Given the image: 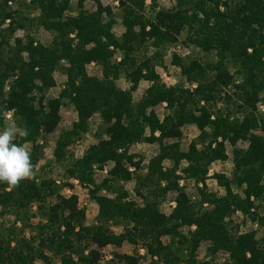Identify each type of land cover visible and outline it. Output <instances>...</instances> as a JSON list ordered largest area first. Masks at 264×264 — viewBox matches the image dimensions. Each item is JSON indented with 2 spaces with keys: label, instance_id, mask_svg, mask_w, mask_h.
I'll return each mask as SVG.
<instances>
[{
  "label": "trees",
  "instance_id": "1",
  "mask_svg": "<svg viewBox=\"0 0 264 264\" xmlns=\"http://www.w3.org/2000/svg\"><path fill=\"white\" fill-rule=\"evenodd\" d=\"M73 1L79 7L73 8ZM85 1L25 0L12 10V0H0V128L7 115L27 128L29 135L16 143L28 145L37 168L39 140L58 128L64 102L77 111V121L56 145L55 162L63 169L59 185L48 177L21 181L16 188L0 183V264H141L138 254L102 261V250L136 245L138 239L157 258L152 264H211L198 259L202 242L210 243V257L224 251L232 264H264L255 233L226 232V220L236 212L256 221L252 199L264 200V0H174L168 9L157 0L148 5L120 0L118 15L98 0L97 10H86ZM118 18L120 35L114 31ZM31 23L53 34L51 45L30 35L11 43ZM177 46L189 53H172L178 81L168 86L155 66ZM63 62L68 82L59 97L47 100ZM93 63L102 78L88 74ZM122 75L132 84L129 90L116 85ZM141 81L150 86L136 102L133 93ZM162 104L160 118L154 109ZM96 115L103 121L97 144L80 159L66 158L67 148L89 131ZM189 126L200 134L183 151ZM226 141L247 145L235 151L231 178L216 175L226 194L201 190L192 207L176 170L185 161V172L204 180L211 164L226 160ZM140 143L157 144L158 155L146 174H132L142 169L129 148ZM166 160L174 161V169L163 170ZM109 164L113 167L98 183L96 170ZM70 179L97 203L96 225L85 226V210L60 193L74 188ZM134 179L141 205L125 187ZM172 191L179 192L177 206L165 215L159 206ZM34 218L40 225L32 224ZM260 222L264 225V218ZM183 226L196 230L185 236L179 232ZM166 237L168 244L162 242Z\"/></svg>",
  "mask_w": 264,
  "mask_h": 264
},
{
  "label": "rangeland",
  "instance_id": "2",
  "mask_svg": "<svg viewBox=\"0 0 264 264\" xmlns=\"http://www.w3.org/2000/svg\"><path fill=\"white\" fill-rule=\"evenodd\" d=\"M25 0H12L10 7L12 10H17L18 5H22ZM99 3L104 6L110 7L115 15L119 14L120 0H98ZM147 5L151 3V0L146 1ZM174 0H157V4L161 9H168L173 6ZM73 8L79 7L78 2L73 1ZM83 8L89 11H95L98 9L97 0H86L83 3ZM115 33L120 35L122 33V27L120 24V19H117V25L114 29ZM27 35H30L35 39L37 43H41L45 46H49L53 42V34L45 31L43 28L37 26V24L31 23L28 25L27 30H19L16 32L13 37L10 39L11 43L15 38H21L23 40L26 39ZM74 38V35H71ZM177 51V53L181 56L188 54L183 46H177L175 48L170 49V51L166 52V55L163 61H159V63L155 66V71L161 77L163 83H166L168 86H172L176 83L177 75L172 67V53ZM185 53V54H184ZM65 62H63L56 73L54 74V78L56 80L57 86L52 89L47 95L46 99L57 98L60 96L61 91L64 89L66 83L68 82V76L63 73L62 68L65 66ZM88 74L90 76L102 78V70L96 64H91L87 67ZM116 85L122 90H129L132 86L125 76H121L119 80L116 81ZM150 84L146 81H141L137 91L133 93L134 101H140L145 94V91L148 89ZM46 101V100H45ZM165 104H162L156 107L154 110L160 116L163 117L165 113ZM261 112L264 115V106H261ZM229 112H225L227 114ZM61 121L58 128L50 135H46L39 140V145L42 146V159L39 162L36 168V178H52L59 185L61 183L60 178L63 176L62 166L55 162V150L57 142L60 136L67 131L72 129L73 124L77 121V111L74 106L66 100L64 105L60 110ZM12 120L10 115L6 117V123ZM5 123V124H6ZM103 121L99 115H96L90 120V129L89 131L82 135L81 138L75 140L73 144L70 145L66 150V158L80 159L85 156L88 149L97 144L98 129L102 126ZM200 132L194 126H189L185 129L184 140L182 142V150L187 151L190 143L199 136ZM29 148V147H28ZM247 145L243 142H238L236 145L231 144L229 141L225 142V156L226 160L221 162H215L209 166L208 173L205 176L204 180L198 181L195 178L190 177L185 169L188 166V163L183 161L178 169L176 170V175L179 176V180L177 181L179 188L184 190L191 200V206L195 207L200 200L199 193L203 190L205 193H214L219 197H223L226 192L223 187L218 184L216 179V175L225 176L228 178L232 177V173L235 167V151L238 149H246ZM30 150V148H29ZM158 145L157 144H149V143H140L135 144L129 148V153L136 157V161L140 162L141 172L135 171L132 174L142 173L146 174L148 172V166L157 155H158ZM175 163L172 160H166L162 163V168L164 171L174 169ZM113 164L107 165L103 172L96 170L97 181L100 183L103 180V176L107 175V173L111 170ZM132 171V169H131ZM70 183L74 185V188L65 187L61 190V194L68 198L73 197L77 202L79 209H84L86 212V219L84 221L85 226H93L97 224L98 217V205L97 203L89 196L87 190L83 189L80 186V183L75 179H70ZM135 185V179L130 182L129 185H125L126 189L132 195L131 198L135 199L138 205L142 204V198L138 197L136 193L133 191V187ZM142 194L145 192L142 189ZM102 195H105L106 192H102ZM179 195V192L172 191L169 192L163 202L160 204L159 209L165 215H170L174 211L177 206L176 199ZM255 203V207L252 209V213L257 216L256 221H253L250 216H245L240 212H236L229 219H227L226 223V232H230L236 235H244L248 233H255V240L264 247V225L261 224L260 219L264 218V200H256L252 199ZM206 209H210L211 206L207 204L204 205ZM197 208V207H196ZM33 211H37L36 206H33ZM41 219L34 218L32 219V224L34 226L40 225ZM116 233H122L123 228H115ZM196 230V226L187 227L183 226L179 229V232L185 236H189L190 233ZM171 238H163L162 242L165 244L170 243ZM145 242L141 239H138L136 245L124 244L123 247H114L110 246L104 250H102L103 262L110 261L115 255H140L141 264H152L153 261H157V258L153 260L146 251ZM210 243L202 242L197 250V256L200 261L206 260L211 264H232V259L229 253L224 251H219L215 255L210 257L209 254ZM250 257V255L248 256ZM36 264H43L41 261H38ZM162 264V263H160Z\"/></svg>",
  "mask_w": 264,
  "mask_h": 264
},
{
  "label": "clouds",
  "instance_id": "3",
  "mask_svg": "<svg viewBox=\"0 0 264 264\" xmlns=\"http://www.w3.org/2000/svg\"><path fill=\"white\" fill-rule=\"evenodd\" d=\"M29 132L15 119L0 128V183L16 188L21 181L34 179L36 166L27 144H18V137L26 138Z\"/></svg>",
  "mask_w": 264,
  "mask_h": 264
}]
</instances>
